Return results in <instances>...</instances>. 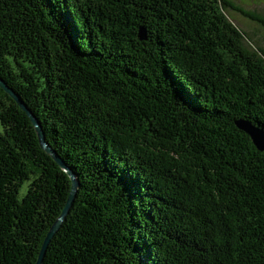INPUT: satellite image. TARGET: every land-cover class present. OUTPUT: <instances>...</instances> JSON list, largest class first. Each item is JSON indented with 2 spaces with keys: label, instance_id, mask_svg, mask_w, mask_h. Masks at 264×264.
I'll use <instances>...</instances> for the list:
<instances>
[{
  "label": "trees",
  "instance_id": "1",
  "mask_svg": "<svg viewBox=\"0 0 264 264\" xmlns=\"http://www.w3.org/2000/svg\"><path fill=\"white\" fill-rule=\"evenodd\" d=\"M230 10L264 28L233 0H0V77L80 182L42 264H264L236 125L264 130V48ZM0 126V264H36L71 181L1 88Z\"/></svg>",
  "mask_w": 264,
  "mask_h": 264
},
{
  "label": "water",
  "instance_id": "2",
  "mask_svg": "<svg viewBox=\"0 0 264 264\" xmlns=\"http://www.w3.org/2000/svg\"><path fill=\"white\" fill-rule=\"evenodd\" d=\"M139 38L140 40L146 39V32L145 29L140 28L139 30ZM0 88L3 89L19 106L20 108L27 114L29 117L32 125L34 126L36 133L39 138V142L41 148L59 165V167L68 175L71 181V191L69 197L65 203V206L58 217V219L53 223L51 228L49 229L42 247L39 253L38 259L36 264H42L46 253L48 251L49 245L52 240L55 238L57 233L62 228L64 222L69 215L75 199L77 197L78 189L80 187V182L77 178V175L73 172V170L67 166L65 161L58 155V153L51 148V146L46 141V136L42 130V126L37 119V117L33 114V112L27 107V105L23 102L20 96L16 93L14 89H12L6 82L0 77ZM237 127L248 134L252 139L254 145L257 147L259 151H264V130L260 129L259 127L254 126L249 121L239 120L236 122Z\"/></svg>",
  "mask_w": 264,
  "mask_h": 264
},
{
  "label": "rangeland",
  "instance_id": "3",
  "mask_svg": "<svg viewBox=\"0 0 264 264\" xmlns=\"http://www.w3.org/2000/svg\"><path fill=\"white\" fill-rule=\"evenodd\" d=\"M233 1L235 3H237L238 5L242 6L243 8H245L246 10H249L251 12H256V13L264 16V0H233ZM225 13H226V16L228 17V19L230 21H232L235 26H237L242 32L247 33L248 36L254 42H257L259 46L264 48V28L260 24L242 16L241 14H239L237 12L231 11V10L228 12H225ZM253 46L255 47L254 44H253ZM42 130L45 134L43 127H42ZM0 131H2L1 126H0ZM28 184L29 183H25L23 185V187L21 188L20 193H19V199L20 200H22L23 197L26 195L27 190H28Z\"/></svg>",
  "mask_w": 264,
  "mask_h": 264
}]
</instances>
